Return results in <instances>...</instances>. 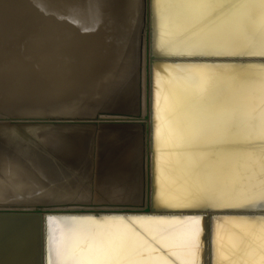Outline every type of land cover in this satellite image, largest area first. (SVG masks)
Masks as SVG:
<instances>
[{"label":"bare ground","instance_id":"bare-ground-1","mask_svg":"<svg viewBox=\"0 0 264 264\" xmlns=\"http://www.w3.org/2000/svg\"><path fill=\"white\" fill-rule=\"evenodd\" d=\"M173 1L157 3L160 51L264 48V17L255 25L250 15L256 7L264 12V0H249L250 13H246L244 22L239 17L243 13L235 12L221 26L209 27L204 24L207 6L193 0L194 6L188 0L181 6L177 0L180 8L177 15H171L167 9ZM65 3L63 13L61 6ZM141 7V0H0V202L30 205L60 201L98 206L139 200L132 194L138 189L130 180L138 171L133 157L138 143L135 137L140 132L131 129L129 118L113 121L101 115L134 105ZM8 18L11 23L7 32ZM49 20L57 23L53 35L39 27L43 22L51 23ZM187 31L190 33L185 38ZM55 38L60 41H56L58 49L50 46ZM35 60L41 65L36 66ZM17 61L26 70L20 88L12 85L2 66L10 69ZM170 73L168 79L159 77L157 81V139L160 147L172 148V152L159 155V197L177 205L194 203L195 199L197 203L216 205L230 200L228 204L241 201L240 205L264 206V67L247 74L243 81L204 68ZM220 83H226V88L222 89ZM211 84L220 93L228 90L233 108L240 109L229 124L236 127L234 136L224 132L227 123L222 122L223 116L213 115L212 124L199 129L197 122L195 132L196 126L191 129L177 115L181 101L190 103L203 97ZM199 102L194 103L198 108ZM18 115L41 118L29 120ZM213 127L217 128L211 130ZM211 131L215 135H210ZM237 135L249 141L253 152L242 151L240 167L238 159L228 161L230 178L219 174L221 169L211 173L206 156L191 152L198 144H216L229 138L238 141ZM178 169L181 176L182 172L188 176L180 179ZM259 224L236 223L240 231L232 229L239 235L223 233L219 237L221 254L226 255L228 249H245V239L255 247L250 255L264 248V224ZM94 228L75 221L55 223L52 242L61 255L55 264L111 263L114 254L105 253L106 237L111 233ZM160 232L155 233L162 245L174 251L184 249L190 254L188 264H197L202 243L200 221L180 223L163 237ZM116 235L130 236V232L121 229ZM87 243V251L80 254ZM146 252L143 264H167L150 249ZM21 264L34 263L27 259Z\"/></svg>","mask_w":264,"mask_h":264},{"label":"water","instance_id":"water-1","mask_svg":"<svg viewBox=\"0 0 264 264\" xmlns=\"http://www.w3.org/2000/svg\"><path fill=\"white\" fill-rule=\"evenodd\" d=\"M179 1H181L182 6L186 0ZM188 1L189 3L192 2V5L194 1L195 4H202L208 7V13L205 16L206 23H204L208 27L209 25L221 26L223 21L229 19L235 12L243 13L239 17H241L240 22H244L247 19L246 13H250V7L248 8L250 5L249 0ZM141 2L142 28L137 45V70L133 81L134 105H131L128 110L106 112L101 115V118L113 121H126V118H129L133 125L131 129L140 132V138L138 139L141 146L137 143V148L135 149V153L137 151L138 157L141 159V165L137 167L136 178L140 169L143 174L141 192L140 194L135 193L138 195L137 199L139 200L134 201V203H115L114 205L103 204L98 206L68 204L60 201L31 203L30 205L0 202V264H21L27 259L29 261L32 260L34 264H55L57 259L59 262L61 255L52 240L55 223L61 221L87 223L90 226H95L96 228L94 229H106V231L110 232L111 235L106 237L107 243L105 246V253L110 251L108 252L110 253L109 255L114 254L110 264H134L135 262L143 264L145 257H147L144 254L147 253L148 249L155 256L167 262V264H188L187 258H190V254L182 248H177L174 251L165 247L159 241L158 236H156L158 233L155 232L161 231L162 236L171 227H178L180 223L189 224L193 221H200L202 225L201 252L197 264H264V248L255 249L257 252L254 250L255 254L250 255L252 248L255 247L253 243L252 246H249L251 242H247V239L244 240L245 249L243 247L233 250L228 249L226 255H222L219 249L222 245L219 237L221 239L223 233L225 235H239L237 231L240 230L235 226L236 223L252 224L258 222L260 223L259 227L264 224V206L254 207V205H230L228 203V205L219 206L207 202L197 203L198 201L195 199H193L194 203L184 205L164 202L159 197V155L172 152V148L160 147L157 139V128L159 125V85L157 81L159 77L168 79V77H171V70L193 69V71H196V68H204L212 71H222L223 74L221 75L226 73L243 81L247 74L264 67V54L243 48L238 51H221V49H218L219 47L204 49L203 51L162 52L157 48V41L161 33L157 19L158 0H141ZM179 8V2L174 0L173 6H170L167 10L171 12V15H177ZM61 10L65 13L66 3L61 6ZM262 10L260 7H256L250 14L254 16L253 23L255 25L264 17ZM49 21L51 23L43 22L39 27L40 30H47V33L53 35V32L56 31L53 26L57 23ZM9 22L11 23L8 18L6 21L7 32L9 30ZM7 32L4 36L8 34ZM63 32L66 33V27ZM189 33L187 31L184 35L185 38L189 36ZM57 40L55 38L50 46L55 45L56 49H58ZM58 42L60 41L58 40ZM34 62L36 66L41 65L40 61L37 62L35 60ZM16 64L10 65V69L7 70L6 68L8 67L2 66L4 67V74H8V78L13 82L12 85H17L20 88L21 84L23 85L24 83L21 78L25 76L26 70L20 66L18 61ZM220 84L222 89L226 88V83ZM21 88L24 89V86ZM205 92L206 94L203 97L194 98V100H190V103L186 101L183 104V101H181L178 104L181 107L179 112L177 110V115L183 119L184 123H187L186 126L191 125V129L196 126L197 122L198 129L201 126L212 124L213 120L211 118L213 115H216V117L223 116L222 122L227 123L223 126L225 127L224 132L234 136L236 127L233 126V123H231V126L229 124L240 109L236 105L233 108V104L230 101L232 95L228 97V90H221L220 93L212 84L208 89H205ZM222 97L225 99L220 100ZM196 101H200V108L194 105ZM16 117H24L29 120H39L41 118L34 115H18ZM241 118L245 120L246 116L243 115ZM196 128L197 126L195 127V132ZM215 128L217 127H213L211 130H215ZM213 132L211 131L209 134L211 135ZM237 137L239 136L237 135ZM239 138L238 141L229 138L221 142L218 141L216 144L194 145L191 152L201 153L206 156V159L209 160L207 162L209 165L208 170L211 173H213L212 171L217 173L221 169L219 174L223 175L224 173L225 177L230 178L232 174L228 170H231L232 167L228 161L238 159L236 162L240 167L242 161L239 157L243 155L242 151L253 152V150H249L252 148L249 141ZM256 145L257 143L255 142L254 147ZM188 150L190 149L188 148ZM138 164H140V161ZM157 224L160 226H156ZM232 228H236L235 230L237 231ZM121 229H127L130 232V236L116 235ZM155 229L157 230L154 231ZM179 229L181 227L174 230L178 231ZM112 240L113 243H111ZM88 245V243L85 244L79 253L84 254L88 249ZM109 245L110 249H108ZM175 245L180 247L179 242H176ZM54 247H56V251ZM139 255L143 257H139ZM83 263L89 264L88 262Z\"/></svg>","mask_w":264,"mask_h":264},{"label":"rangeland","instance_id":"rangeland-1","mask_svg":"<svg viewBox=\"0 0 264 264\" xmlns=\"http://www.w3.org/2000/svg\"><path fill=\"white\" fill-rule=\"evenodd\" d=\"M237 49L240 50V48H238V47H237L235 50H237ZM222 50H223V51H224V50H225V51H227V50L229 51L230 49L226 48V49H222ZM222 50H221V51H222ZM232 50L234 51V48H233V49L231 48V51H232ZM238 50H237V51H238ZM245 50H246V49H245ZM247 50H248V49H247ZM255 50H257V53H260V52H263L264 48L261 49L262 51H258V49H255ZM255 50H253V51H255ZM259 50H260V49H259ZM199 51H203V49H202V50H199ZM249 51H252V50H249ZM262 54H264V52H263ZM185 70H189V69H185ZM190 70H193V69H190ZM195 70H198V69L196 68ZM182 72H183V71H182ZM134 131H135V130H134ZM139 134H140V133H139ZM137 137H138V136H137ZM137 137H135V138H136V139L140 138V136H139L138 138H137ZM139 141H140V140L138 139V145L141 146V144L139 143ZM138 156H139V155H138V152L136 151V153H135V158H133V162H135V163L138 164L139 161H140V164H138V165H141V159H140ZM137 160H138V161H137ZM179 170H180V169H178V171H179ZM180 171H181V170H180ZM180 171H179V172H180ZM136 174H137V172L134 173V179H133V180H130V181H133V184H134L135 186H137V189H138V190H137V189H136L137 191L135 190L136 193L140 194L141 189H142L141 183H142V180H143V174H142L141 169H140V172L138 173L137 178H136ZM178 174H179V173H178ZM179 175H180L179 178L181 177L180 179H182L183 176H188V174L185 175L183 172H182V175H183V176H181V172H180ZM132 177H133V175H132ZM183 178H184V177H183ZM140 179H141V180H140ZM140 186H141V187H140ZM132 194H135V192L132 193ZM225 202H226V201H225ZM225 202L223 203L224 205L227 204L228 202H230V200H229V201L227 200V203H225ZM238 202H241V201H238ZM238 202L236 201V202L233 203V204L235 205V204L238 203ZM223 204H217V205H223ZM229 204H231V203H229ZM233 204H231V205H233ZM238 204L240 205V203H238ZM238 204H236V205H238ZM245 204H246V203H245ZM245 204L242 203V205H245ZM248 204H249V203H248ZM252 204H253V203H252ZM257 204H258V203H257ZM257 204H256V205L254 204V206H257ZM259 204H260V205H263V203H259ZM259 204H258V205H259ZM227 205H228V204H227ZM250 206H253V205H250ZM109 264H110V263H109Z\"/></svg>","mask_w":264,"mask_h":264}]
</instances>
